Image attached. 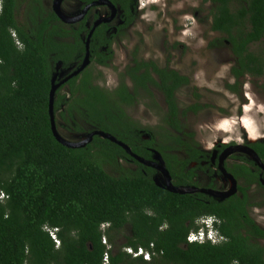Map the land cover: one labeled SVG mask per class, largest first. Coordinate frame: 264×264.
<instances>
[{
    "label": "trees",
    "instance_id": "obj_1",
    "mask_svg": "<svg viewBox=\"0 0 264 264\" xmlns=\"http://www.w3.org/2000/svg\"><path fill=\"white\" fill-rule=\"evenodd\" d=\"M37 1L40 19L20 18L18 0H3L0 12V193L5 194L0 198V264H104L106 254L109 264H264V227L251 215L253 206L264 205L259 180L264 169L253 160L235 156L238 162L225 163L237 186L219 199L157 185L154 168L98 134L80 147L55 137L50 92L56 62L77 70L86 50L80 38L84 32L91 37L90 60L111 66L116 39L107 30L115 27L120 35L137 13L134 0H112L122 4L124 22L100 23L89 32L84 22L69 26ZM211 1V29L222 35L211 44H227L235 58L234 83L227 87L242 96L247 76L261 78L264 86V0ZM257 44L260 48L255 49ZM71 74L54 99L62 137L77 141L76 135L105 131L146 160L153 158V150L160 152L175 186L223 190L209 166H190L212 153L203 151L194 133L186 131L185 115L195 106L181 109L176 94L190 84L188 76L138 58L125 66L113 90L97 82L103 72L93 65ZM153 88L163 94L167 123L175 132L168 135V143L157 141L152 129H141L127 111ZM142 132L151 133V139H142ZM247 145L264 163V141ZM120 161L135 164V169H124ZM254 186L263 195L262 203L250 199ZM204 215L219 219L224 241L187 242ZM46 226L57 228L59 246ZM125 247L147 249L152 260L133 257Z\"/></svg>",
    "mask_w": 264,
    "mask_h": 264
},
{
    "label": "rangeland",
    "instance_id": "obj_2",
    "mask_svg": "<svg viewBox=\"0 0 264 264\" xmlns=\"http://www.w3.org/2000/svg\"><path fill=\"white\" fill-rule=\"evenodd\" d=\"M20 18L27 16V1L18 0ZM50 0H42L49 6ZM138 0V18L136 22L123 30L121 38L114 41V61L111 66L93 65L99 75L98 83L113 90L119 84V76L135 58L152 60L159 66H169L188 76L191 83L178 93L181 109L189 104L199 102L202 107L195 113L185 115L186 131L195 135V141L203 148H211L219 140L242 139L244 129L234 125L240 118V109L255 129V133L264 136V86L261 78L245 77L241 87L242 96L231 91L227 85L234 83L231 75L235 58L230 47L222 42L211 44L222 35L211 29L213 2L211 0ZM63 3V0H60ZM67 13L75 14L79 10L78 0H67ZM103 11V8H97ZM255 49L260 48L257 44ZM105 78V80H104ZM245 110L243 111V109ZM128 114L141 129L154 131L157 141L170 142L168 135L173 134L167 123V105L159 89L153 88L152 94L142 93L137 102L127 107ZM239 116V117H237ZM223 121L220 124V121ZM230 119V120H229ZM253 122V124H252ZM222 126L223 130L218 127ZM230 131L231 133H226ZM80 135H76V139ZM85 134L81 135L83 140ZM152 134L142 132L141 138H150ZM244 140V139H243ZM248 142V141H247ZM229 149V148H228ZM209 151V150H207ZM229 151V150H228ZM233 154H247L242 151L229 152L224 157L226 163L235 161ZM252 160V159H251ZM124 169H135V164L120 161ZM212 167V166H210ZM225 168L221 167V171ZM113 171V170H112ZM219 174H215L214 178ZM220 176V175H219ZM222 186L220 177L215 178ZM254 203H262L258 187L249 192ZM251 215L264 227V205L251 208ZM123 241V239H121Z\"/></svg>",
    "mask_w": 264,
    "mask_h": 264
},
{
    "label": "flooded vegetation",
    "instance_id": "obj_3",
    "mask_svg": "<svg viewBox=\"0 0 264 264\" xmlns=\"http://www.w3.org/2000/svg\"><path fill=\"white\" fill-rule=\"evenodd\" d=\"M40 1H41L42 6L47 11L48 10H51V11H53L57 15V17H59V14L55 11V1L56 0H50L49 1V4H51V5H49V6H45L42 3V0H40ZM57 1H59V4H60L61 14H64V16L66 17L65 20H63V19L62 20L65 23H67V25L72 26L74 28H77L78 25L81 22H84L85 23V27L90 32V31L93 30V28H95L96 26H98L100 23L106 22V23L111 24V25H118V24H122L124 22L122 16L124 15V12L125 11H124V8H123L122 4L119 1L113 2L112 0H78V2H79V10H77L75 12V14H73V15H70V14L67 13L68 12L67 11L68 8H65V7H68L65 4V2L67 0H63V3L60 2V0H57ZM137 1L138 0H134V4H135V7H136V13H137V18H138L139 14H138V11H137L138 10L137 9L138 8ZM156 2H157L156 0H150L148 4H154ZM26 5H27V9H28V14L25 17H27L29 19V21L31 20L30 18L33 15H35L36 18H39V19L41 18L40 17V13L42 14V10H41V8H40L37 0H28ZM99 7L100 8H103L104 12L103 11H97L96 9L99 8ZM137 18L133 22H131L127 27H129L131 24H133L134 22H136ZM124 29H126V28H124ZM117 32H116L115 27L113 29L110 28V29L107 30V34L108 35L114 34L115 35L114 36V39H116V40L119 39V38H121V35L117 34ZM121 33H123V31ZM80 38H81L82 41H84V43L86 45L85 46L86 47L85 54H84V57L82 59V64H83L84 59H85V56H86V51H87V48H88L87 43L89 45V50H90V40H91V37L90 36H86L84 34V32H82L80 34ZM114 41H113V44H112L113 46H114ZM91 62L92 61L90 60V63ZM90 63H89V65H90ZM81 65L80 66L78 65V68L77 69H79L81 67ZM73 72H74L73 71V67L65 68L63 66V62L62 61L56 62V65H55V73L54 74L57 75V81H59L60 83L62 81H64L67 78V76H69L70 73H73ZM176 96H177V94H176ZM177 99H178V97H177ZM164 100H165V98H164ZM199 104H200L199 102H195V103L189 104L188 106H195V109L189 110L188 112H192L193 111L195 113L199 108L202 107ZM244 120L246 121V124H250L249 119L247 118V115H245L244 119L239 118V120H236L234 123L237 124V125H239V126H240L241 123H243L244 127H247L250 130V132L253 133V136H252L253 140L254 141L255 140H258V141L251 142V141H249V139H245V140L239 141L238 143L236 142L233 146H228L224 142H222V140H219L216 143H214L211 148H208L206 146H203V148H202L200 146V148L203 151L212 153V157L211 158H208V159H201V161H199V162L192 161L190 163V166L191 167H197L199 165L200 166H209V167L212 166L210 168L214 171V175L215 174H219L220 175V176L218 175L216 177L217 178L220 177V180L223 182V186H224L223 187V191L224 190H227L229 188L231 181L229 180V178H227V176L225 175L224 171H221V167L222 166L225 167V163H226V160L225 161L222 160V156H223V153L225 151H227V150L224 148V151H220V153H219L218 152V148H221V146H226V147L228 146V148H229L228 150L231 149L232 151H242L243 153H247L246 151L249 150V149H247V148H245V147H243L241 145L248 146L247 144H257L258 142L264 141V139H260V137L262 135H260L259 132L258 133H255V129H252L253 126H251V124L250 125H245ZM226 121H227V119H226ZM218 129L219 130H222V126L218 127ZM87 135L88 134H85V137H84L83 140L86 139V136ZM143 139L144 140H149V139H151V137L148 138V139L147 138H143ZM83 140H80V136H79L77 141H83ZM74 142H76V141H74ZM237 144H241V145L238 146ZM236 147H237V149H236ZM207 150H209V151H207ZM156 151L157 150H153V152H154L153 158L151 160H147V161H149V162L152 163V164H150L148 166H151L152 168H154L156 170L155 179L156 178H159L160 181H163L164 175H163L161 169H159L160 161H157L156 158H155V152ZM235 156H246L249 159H252L249 156L248 153L247 154H242V155H240V154H233L231 156V158L233 157V159H234ZM235 160H236V162H238V159H235ZM259 180L261 181V183L264 184V174L263 173L260 175ZM261 196H262V199H263V195L262 194H261ZM219 199H221V198H219Z\"/></svg>",
    "mask_w": 264,
    "mask_h": 264
},
{
    "label": "water",
    "instance_id": "obj_4",
    "mask_svg": "<svg viewBox=\"0 0 264 264\" xmlns=\"http://www.w3.org/2000/svg\"><path fill=\"white\" fill-rule=\"evenodd\" d=\"M55 11L59 14V17L63 20L66 19V17L64 16V14H61L60 11V4L59 1H55ZM89 42V41H88ZM87 51H86V56L84 59L83 64L81 65V67L79 69H77L76 71H74L71 75H77L80 71H82L85 67H87L90 63V50H89V45L87 43ZM57 79V75L55 74L52 80V89L50 92V114H51V124H52V131L53 134L55 135V137L61 141L62 143L68 145V146H72V147H80V146H84L87 142H89L93 135L98 134L103 138H108L116 143H118L119 145H121L122 147H124L129 153H131L134 157H136L139 161L143 162L146 165H150L152 164L151 162L145 160L144 158L137 156L135 154L132 153V150L130 148V146L122 141H119L115 136H113L112 134L106 133L105 131H101V130H97L94 131L90 134H88L86 136V139L83 141H70L68 139H65L64 137H62L58 130H57V126H56V122H55V116H54V99H55V93L56 90L58 88V86L63 83L64 81H62L61 83H55ZM241 144H239L238 146H240ZM249 150H247V153L249 154V156L258 164L260 165L263 169H264V163L262 162L261 158L258 156V154L251 149L249 146L246 145H241ZM237 149V147H236ZM229 152H232V150L230 149L229 151H225L223 153V160L224 157L226 158L227 154ZM155 158L157 161H160V165H159V169H161L164 177H163V181H160L159 178L155 179V182L157 185L167 188L169 191L172 192H180V193H187V192H202L208 195H211L213 197L216 198H221L224 199L228 196H230L232 193H234L236 191V188L231 189V190H227V191H220V190H214V189H210V188H198V187H193V186H181V187H177L172 183V178L171 175L169 173V171L166 169V165L164 162V159L162 157V155L160 154V152L156 151L155 152ZM225 172V175L230 178L232 180V182L235 184V187L237 186V181L234 178V176L232 174H230L229 172H227L225 169L223 170Z\"/></svg>",
    "mask_w": 264,
    "mask_h": 264
},
{
    "label": "built area",
    "instance_id": "obj_5",
    "mask_svg": "<svg viewBox=\"0 0 264 264\" xmlns=\"http://www.w3.org/2000/svg\"><path fill=\"white\" fill-rule=\"evenodd\" d=\"M0 9H1V0H0ZM229 180L231 181V179H229ZM232 188H233V183L231 181L228 190H231ZM4 197H5V194L3 192H1L0 198H4ZM217 221H218V219L216 217L210 216V215H204V216L200 217L197 220L198 228L195 230H192L189 233V235L187 237L188 241L190 243L211 242L213 244H218V243H221L222 241H224L225 237L222 236L220 234V232L215 228L214 224ZM103 226H106V224H104ZM46 229L52 235L53 239L56 242V245L59 246L61 244L60 243L61 241L57 235V228H50L49 226H46ZM104 242L105 243L107 242L105 238H104ZM125 249L128 253L132 254L134 257L143 256L144 259H146L147 261L152 260V253L147 249H144L142 247L138 248L137 250H135L132 247H127ZM104 264H109L107 254H106L105 259H104Z\"/></svg>",
    "mask_w": 264,
    "mask_h": 264
},
{
    "label": "clouds",
    "instance_id": "obj_6",
    "mask_svg": "<svg viewBox=\"0 0 264 264\" xmlns=\"http://www.w3.org/2000/svg\"><path fill=\"white\" fill-rule=\"evenodd\" d=\"M2 10H3V0H1V9H0V12H2ZM13 36L15 37V38H17V35L15 34V32L13 33ZM17 43H18V46H22V44L19 42V41H17ZM245 110V108L243 109V111ZM237 117H239V116H237ZM242 117H244L243 116V114H242V112H241V115H240V118H242ZM249 120H250V118H249ZM223 121L225 122L226 121V119H223V120H221L220 121V124L221 123H223ZM252 124H253V122H252ZM234 125H237V124H234ZM240 128H242V129H244L245 130V132H246V135H240L241 137H242V139H236L235 141L234 140H232V139H234V138H230L231 140H224V141H222V142H224L226 145H228V146H233L236 142L238 143L239 141H242L243 139L245 140V139H249V141H251V142H256V141H258V140H253V138H252V136H253V133H251L250 132V130L247 128V127H244V125H243V123H241L240 124ZM221 129V128H220ZM222 130H223V128H222ZM224 131V130H223ZM226 133H231L230 131H226ZM260 139H264V136L262 135L261 137H260ZM237 145H239V144H237ZM228 146H227V148H226V150L228 151ZM222 160H223V158H222ZM224 169V168H223ZM226 170V169H225ZM227 171V170H226ZM225 173V172H224ZM230 179V178H229ZM232 181V180H231ZM233 183V182H232ZM234 188H236L235 187V184L233 183V188L232 189H234ZM228 190V189H227ZM227 190H224V191H227ZM220 191H223V190H220ZM4 193V192H3ZM210 216H213V215H210ZM214 217H216V216H214ZM217 218V217H216ZM218 219V218H217ZM198 220V219H197ZM218 223H219V219H218V221L214 224L215 225V228L219 231V229H218V227H217V225H218ZM196 224H197V222H196ZM108 226V224H106V226L105 227H107ZM197 228H198V225H197ZM196 228V229H197ZM192 230H195V229H192ZM191 230V231H192ZM190 231V232H191ZM189 232V233H190ZM189 235V234H188ZM188 237V236H187ZM187 242H189L188 241V239H187ZM190 243V242H189ZM194 243H197V242H194ZM125 248H127V247H125ZM124 248V249H125ZM125 251H126V249H125ZM130 254V253H129ZM132 255V254H131ZM133 256V255H132ZM134 257V256H133ZM146 260V259H145ZM151 261V260H150Z\"/></svg>",
    "mask_w": 264,
    "mask_h": 264
},
{
    "label": "bare ground",
    "instance_id": "obj_7",
    "mask_svg": "<svg viewBox=\"0 0 264 264\" xmlns=\"http://www.w3.org/2000/svg\"><path fill=\"white\" fill-rule=\"evenodd\" d=\"M64 12V11H63ZM245 115H246V112H245V114H244V117H245ZM244 117H242V119H244ZM244 123H245V125H250V124H246V121L244 120ZM247 152V151H246Z\"/></svg>",
    "mask_w": 264,
    "mask_h": 264
}]
</instances>
